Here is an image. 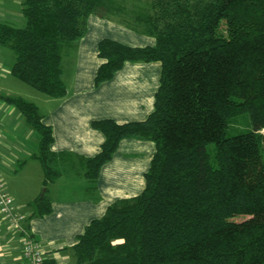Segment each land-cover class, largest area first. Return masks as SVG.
Instances as JSON below:
<instances>
[{"label": "trees", "instance_id": "trees-1", "mask_svg": "<svg viewBox=\"0 0 264 264\" xmlns=\"http://www.w3.org/2000/svg\"><path fill=\"white\" fill-rule=\"evenodd\" d=\"M150 6L153 14L137 19L156 43L102 38L94 83L127 61H159L153 110L138 121L93 120L104 135L95 155L53 151L52 129L38 106L5 98L38 133L46 190L77 168L93 189L122 139L154 142L142 191L85 225L72 246L76 264H264V0ZM21 10L25 26L0 23V47L14 54L11 74L61 98L62 58L84 35L88 16L122 9L113 0H23ZM29 204L30 217L52 210L45 193ZM43 263L57 264L45 256Z\"/></svg>", "mask_w": 264, "mask_h": 264}, {"label": "crops", "instance_id": "crops-1", "mask_svg": "<svg viewBox=\"0 0 264 264\" xmlns=\"http://www.w3.org/2000/svg\"><path fill=\"white\" fill-rule=\"evenodd\" d=\"M91 15L93 13L87 18L84 35L73 43L62 58L65 96L51 98L41 94L38 99L42 110L37 105L43 122L52 129L51 149L85 157L95 155L104 140L103 133L91 126L93 120L113 119L124 123L143 120L152 112L161 71V66L153 62L127 61L112 78L95 85L94 77L101 63L97 44L106 37L91 26ZM153 152L154 146L150 140L124 138L110 160L101 167L93 189L87 179L82 180L81 185H72L71 181L76 179L73 176L85 177L81 168L65 171L50 183L53 188L49 190L48 198L52 210L36 220L41 222H37L34 229L39 234L46 226L62 234L39 241L48 248L44 256L53 257L57 264H73L71 256L62 250L77 239L90 220L102 216L110 204L122 198L134 197L142 191L144 170L148 168ZM59 181L66 185L63 189H54ZM9 194L14 196L11 192ZM40 195L32 197L29 203ZM17 236V233L5 228L0 232V240H5L0 242V264H26Z\"/></svg>", "mask_w": 264, "mask_h": 264}, {"label": "rangeland", "instance_id": "rangeland-1", "mask_svg": "<svg viewBox=\"0 0 264 264\" xmlns=\"http://www.w3.org/2000/svg\"><path fill=\"white\" fill-rule=\"evenodd\" d=\"M113 1L122 10H118L114 14L100 16L93 13L91 15L93 19L90 22L94 30L101 33L102 37L116 39L128 45H154L156 43L155 36L147 32L145 25L137 19L138 14H153L150 5L154 0ZM22 2L23 0H19L18 3L13 0H0V23L7 22L16 27L25 26L26 22L21 10ZM13 61L14 54L12 50L9 47H0V173L9 193L11 192L14 195V205L21 215L22 224L27 232L39 242L45 240L44 238H57L62 234L61 231L51 230L46 226L45 228L48 231L43 228L37 234L34 226H37V222H41L36 221L40 220L38 219L40 217H30L32 208L29 200L43 193L49 197V190L53 188V185L48 184V190H46V186L42 181L43 170L39 159L36 157L38 153V133L31 128L19 111L10 105L5 98L19 96L40 106L42 110L38 96L40 97L43 93L19 81L11 74ZM151 62L156 63L159 67L161 66L159 61ZM243 120L242 118L239 122L244 123ZM150 142L154 146V142L151 140ZM152 156L148 162V168ZM148 168L144 170V173ZM80 176L72 177L76 178L71 181L72 185H81L82 180H86L85 177ZM142 182L144 185V175ZM65 185L62 181H59L54 189H63ZM17 237L19 239V236ZM75 241L76 238L72 244ZM0 242L3 243L5 240H0ZM39 244L45 255L48 248H45L40 242ZM72 244H67V249L62 250V252L70 255L73 260L72 263L76 264V260L73 259Z\"/></svg>", "mask_w": 264, "mask_h": 264}, {"label": "built area", "instance_id": "built-area-1", "mask_svg": "<svg viewBox=\"0 0 264 264\" xmlns=\"http://www.w3.org/2000/svg\"><path fill=\"white\" fill-rule=\"evenodd\" d=\"M21 219L0 173V232L5 228L19 235L21 255L26 264H44V252L39 242L27 232Z\"/></svg>", "mask_w": 264, "mask_h": 264}]
</instances>
